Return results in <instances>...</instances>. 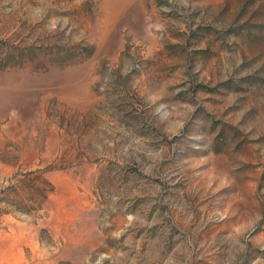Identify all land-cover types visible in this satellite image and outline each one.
I'll use <instances>...</instances> for the list:
<instances>
[{
	"label": "rangeland",
	"instance_id": "374dc122",
	"mask_svg": "<svg viewBox=\"0 0 264 264\" xmlns=\"http://www.w3.org/2000/svg\"><path fill=\"white\" fill-rule=\"evenodd\" d=\"M0 264H264V0H0Z\"/></svg>",
	"mask_w": 264,
	"mask_h": 264
}]
</instances>
